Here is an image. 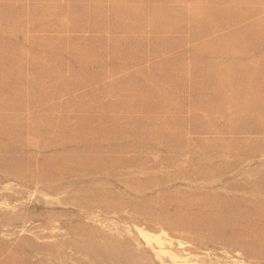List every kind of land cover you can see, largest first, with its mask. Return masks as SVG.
<instances>
[{"label": "rangeland", "instance_id": "374dc122", "mask_svg": "<svg viewBox=\"0 0 264 264\" xmlns=\"http://www.w3.org/2000/svg\"><path fill=\"white\" fill-rule=\"evenodd\" d=\"M0 264H264V0H0Z\"/></svg>", "mask_w": 264, "mask_h": 264}, {"label": "bare ground", "instance_id": "6f19581e", "mask_svg": "<svg viewBox=\"0 0 264 264\" xmlns=\"http://www.w3.org/2000/svg\"><path fill=\"white\" fill-rule=\"evenodd\" d=\"M149 234H150V233H149ZM156 235H157V234H156ZM142 236H143V235H142ZM147 236H148V235H147ZM148 237H149V236H148ZM148 237H147V238H148ZM155 238H156V237H155ZM150 239H151V238H150ZM155 244H156V243H155ZM162 246H163V245H162ZM161 249H163V248H161ZM156 250H157V249H156ZM160 252H161V251H160Z\"/></svg>", "mask_w": 264, "mask_h": 264}]
</instances>
